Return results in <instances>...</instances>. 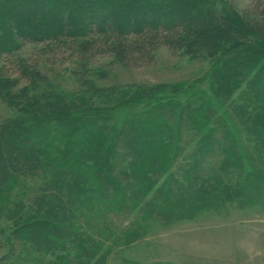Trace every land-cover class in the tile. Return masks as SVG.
Wrapping results in <instances>:
<instances>
[{"label":"trees","instance_id":"1","mask_svg":"<svg viewBox=\"0 0 264 264\" xmlns=\"http://www.w3.org/2000/svg\"><path fill=\"white\" fill-rule=\"evenodd\" d=\"M252 9L248 18L214 0H0V63L26 42L70 44L84 58L113 56L132 68L152 63L162 46L212 56L219 47L236 50L214 72L220 106L167 98L154 107L168 114L166 126L151 112H133L140 102L133 97L98 106L76 94L56 104L44 91L37 97L46 101L17 103L32 116L0 129V193L11 220L0 230V264L42 245L62 253L60 264L84 256L101 264V238L89 230L98 219L124 211L168 220L216 192L229 201L264 193V0ZM19 73L30 91L49 89L37 67ZM12 84L1 81L3 97H18ZM237 89L244 103L233 99ZM180 159L193 162L181 174ZM77 206L88 210L77 216Z\"/></svg>","mask_w":264,"mask_h":264},{"label":"rangeland","instance_id":"2","mask_svg":"<svg viewBox=\"0 0 264 264\" xmlns=\"http://www.w3.org/2000/svg\"><path fill=\"white\" fill-rule=\"evenodd\" d=\"M214 1L230 5L243 17L253 18L255 0ZM205 6L210 7L200 4L199 8ZM22 45L0 63V80H14L10 91L11 94H18L14 99L0 94V129L7 121L21 116L31 117V113L24 112V105H16L20 102L26 104L32 99L46 101L47 97H37L39 93L43 96L44 91L45 96L52 94L50 99L56 104L63 103L61 97L67 99L69 95L76 94H80L81 100L98 106L116 105L133 97L140 100L137 110L133 112H151L158 115L166 126L171 120L168 114L160 113L154 107L166 106L170 102L165 100L167 98L179 99L176 103L208 98L220 106L221 101L217 100L212 90L214 72L231 64L230 61L224 64L221 61L226 53L236 57L234 48V51L227 49L225 52L219 47L216 56H212L204 48L198 51H174L162 46L157 48L152 63L132 68L123 66L113 56L84 58L74 53L70 44L59 47L48 42H26ZM260 48H264V42ZM241 49L246 53L248 51L245 47ZM20 66L37 67L46 75L49 89L43 84L37 91H30L27 81L20 76ZM88 85L95 86L94 93H86ZM245 87L243 85V89ZM243 89H237L233 97L240 104L246 100H240ZM155 131H159L158 128ZM189 165H193V162L180 159L176 164L177 172H186ZM216 165L207 168L212 169ZM4 196V193H0V230L11 221L6 210L7 204L1 201ZM196 206L184 212H175L168 220L149 216L148 213L129 216L124 211L107 217V223L96 220L95 226L89 229L91 232L97 231L101 238L98 242L102 244V249L96 259L101 264H264V193L257 197L249 194L242 199L229 201L222 193L216 192L213 198L198 201ZM76 209L73 212L78 216L87 208L84 206L80 209L77 206ZM2 238L0 232V240ZM41 247L42 251H32L19 261L6 264L61 263L57 261L62 254L59 250ZM101 254H104L103 258ZM79 260H69L64 264H94L96 261L87 256H84V261Z\"/></svg>","mask_w":264,"mask_h":264}]
</instances>
